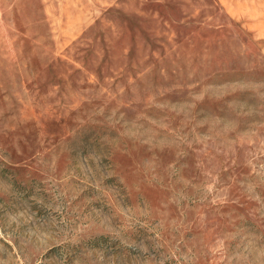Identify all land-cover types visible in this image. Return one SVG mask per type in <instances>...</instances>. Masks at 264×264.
I'll return each mask as SVG.
<instances>
[{
	"label": "rangeland",
	"instance_id": "obj_1",
	"mask_svg": "<svg viewBox=\"0 0 264 264\" xmlns=\"http://www.w3.org/2000/svg\"><path fill=\"white\" fill-rule=\"evenodd\" d=\"M258 19L0 0V264H264Z\"/></svg>",
	"mask_w": 264,
	"mask_h": 264
},
{
	"label": "crops",
	"instance_id": "obj_2",
	"mask_svg": "<svg viewBox=\"0 0 264 264\" xmlns=\"http://www.w3.org/2000/svg\"><path fill=\"white\" fill-rule=\"evenodd\" d=\"M252 6H255V7H264V0H252ZM261 12L257 11V14L258 16H261L260 14ZM258 23H259V27L261 25V23H264V21L261 19L259 20L258 19ZM257 29H260L258 28V25L256 26ZM259 37H264V35H260Z\"/></svg>",
	"mask_w": 264,
	"mask_h": 264
}]
</instances>
